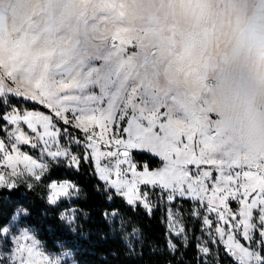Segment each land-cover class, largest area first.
I'll return each instance as SVG.
<instances>
[{
	"label": "rangeland",
	"instance_id": "374dc122",
	"mask_svg": "<svg viewBox=\"0 0 264 264\" xmlns=\"http://www.w3.org/2000/svg\"><path fill=\"white\" fill-rule=\"evenodd\" d=\"M33 2L38 7L40 0H0V17L6 24L0 39V79L4 80L5 87L16 86L7 77V70L11 65L16 66V77L21 82L26 75L36 77L44 73L47 81L57 90V103L66 109L63 115L68 123L65 124L56 117L51 109L50 113L34 108L21 109L13 102H9L5 113L15 109L20 115L37 112L50 116L54 127H50L49 131L57 134L56 144L51 145L52 150L58 144L77 157V151L72 148L78 150L79 145L83 146L99 178L97 157L88 147L89 143H95L99 149V166L110 169V181L121 178L131 180L130 172L126 177H118L115 169L117 157L104 154L120 148L115 144L116 139L127 141L128 136L138 135L140 129L148 131L168 120L188 125L190 107H186L184 114L181 111L182 103H187L190 99L198 101L202 114L209 117L207 135L215 137L210 155L221 156L224 149L221 128L223 112L217 103L211 104V109L207 108L205 101L200 102L199 97L194 95L195 90L203 89L201 94L205 98L209 89L215 99L219 100L221 94L228 98L232 92L236 94L237 88L262 89V95L258 93L255 97V108L264 110V34L253 26H264V0H133L139 5L137 9L131 10L134 16L140 18L139 26H130L126 17V13L130 11L128 0H76L79 8L70 13L68 18L71 20L75 17L83 22L82 25L54 26L50 22L36 20L34 14L22 18L17 25V14ZM50 2L59 10L70 0ZM9 21L11 30L8 28ZM118 32L125 33L127 42L116 39ZM240 33H243L244 39L238 43L237 36ZM111 38L116 39L115 45L109 44ZM195 59L202 62L197 63ZM253 77L261 82L260 87L254 86ZM65 84L71 87H61ZM8 96L20 98V94L15 92L6 93L0 98L7 102ZM232 98H236V95ZM76 117L107 120L109 124L107 131L103 132V139L109 143L105 145L100 140L101 128L98 122H88L89 133H85L83 128L76 127ZM153 118L155 124L152 122ZM206 122L207 120L204 121ZM15 127L7 126L4 130L5 125L0 122V141L5 143L9 153L13 155L15 153L9 144ZM19 127L30 141L27 145L18 144L19 151L38 163H48L51 158L42 153L43 142L37 139L26 124L21 123ZM42 131V126L38 125L37 132ZM89 134H93L91 142L87 138ZM197 138L199 139V135ZM32 143L36 144L35 148L31 147ZM194 150L198 152L199 146L194 144ZM133 151L156 155L146 149H131L130 156L137 172L145 169L154 172L163 167L164 162L157 156L161 159L160 165L149 169L142 163L139 168ZM60 158H65L73 167L77 165L70 163L67 157ZM124 167L126 166H121L122 171ZM188 167L193 168L191 165ZM206 167L201 166L202 170H209L214 176L217 175L212 167ZM18 170L23 175L13 178L14 181L28 175L24 172L23 164L18 165ZM0 171L5 169L0 167ZM5 174L7 175L6 171ZM102 181L110 187L106 181ZM53 183L74 186L69 189V195L61 197L75 196L80 189L69 179L52 180L49 186ZM139 191L141 200L131 205L140 204L149 210L154 199H162L169 235H176L178 229H183L178 201L181 198L170 200L165 190L151 185L141 184ZM119 195L127 202L126 197ZM192 203L195 212L202 209L196 201ZM230 207L234 211L237 209L235 203H230ZM19 213L20 211L15 212L0 230V264H20L19 248L29 240L36 251L43 253L52 264H76L68 252L55 253L47 250L29 229L19 226ZM60 215L66 223L71 224L77 211L75 207H66L61 210ZM69 215L74 216L72 222L67 219ZM209 219H213V226L209 229L203 222L200 253H208V243H219L240 264L238 257L228 251L215 231L217 227H224L226 239L228 226L218 225L214 215L209 216ZM253 222L256 227L251 230L252 239L246 241L242 232L233 231L234 242L264 258V238L260 236L264 229L259 228L255 212ZM40 259L33 256L29 261L25 255V264H39Z\"/></svg>",
	"mask_w": 264,
	"mask_h": 264
},
{
	"label": "snow or ice",
	"instance_id": "6c2138e0",
	"mask_svg": "<svg viewBox=\"0 0 264 264\" xmlns=\"http://www.w3.org/2000/svg\"><path fill=\"white\" fill-rule=\"evenodd\" d=\"M5 28V21L0 17V39H2ZM116 39L127 42L128 38L125 33L118 32ZM16 72L15 65L8 67L7 77L16 86L14 88L5 87L4 80L0 79V96L10 92L19 93L20 97L30 101H38L51 109L56 117L67 124L68 120L63 115L66 109L57 103L59 100L57 90L47 81L45 74L36 77L29 74L21 82L17 80ZM61 87L68 88L71 85L65 84ZM76 119V127L83 128L85 133H89L88 122H98L101 128L100 140L105 145L109 143L103 139V132L107 131L109 124L107 120L97 117H76ZM0 122L5 125L4 130L7 126H16L15 131L11 134L9 144L15 155L10 154L5 143L0 141V167H3L7 172L6 175L5 171H0V186L15 187L13 178L23 175L18 170L20 164H23L24 172L30 176H35L37 180L47 169L46 162L38 163L19 151L18 144L27 145L30 143L29 138L19 127L21 123L26 124L36 134L37 139L43 142L42 153L50 157L52 161H57L60 157H67L70 163H79L77 157L72 156L66 149L60 148L58 144L55 150H52L51 145L56 144L57 134L49 131L50 127H54L50 116L37 112H25L20 115L13 109L11 112L0 115ZM152 122L155 124L154 118ZM38 125L42 126V133L37 132ZM138 132V135L128 136L127 141L116 139L115 144L120 148L104 154L109 157H117L116 175L126 177L127 173L130 172L131 180L121 178L110 181V169L99 166V149L95 143H89L88 147L97 157L100 178L119 194L126 197L129 204L141 200L139 191L141 184L165 190L170 200L187 198L190 201H196L203 210L204 224L209 229H212L213 226V219H209V216L212 215H214L218 225L228 226L226 239L224 227H217L215 231L224 241L228 251L238 257L240 264H264V258L259 254L250 252L239 243H235V236L233 235V231L242 232L246 241L252 239L251 230L256 227L253 222L254 212L259 228L264 229V158L252 161L214 158L210 152L215 137L199 132L194 124L186 125L177 120H168L156 128H150L148 131L140 129ZM198 133L199 139L197 138ZM87 138L90 142L93 141V134H89ZM194 144L199 146L198 152L194 150ZM31 147L35 148L36 144L32 143ZM131 149H146L148 152L154 153L164 162L163 167L154 172H149L147 169L143 172H137L136 165L130 156ZM189 165L193 168L190 169ZM202 165H211L217 175L214 176L212 171L202 170ZM121 166H126L123 171ZM49 187L48 203L50 205H55L61 196L69 195V189L74 188L68 183L59 185L53 183ZM230 203L237 205L235 211L230 207ZM145 207H147V203H145ZM62 218L64 217L62 216ZM67 219L72 222L74 216L69 215ZM182 232L183 229L180 228L176 231V235L179 236ZM260 236L264 238V231L260 232ZM19 251L21 253L20 264H25V255L29 261L33 256H36L41 258L39 264H52L51 260L45 257L43 253L36 251L30 240L27 244H21ZM204 251L206 252L207 249Z\"/></svg>",
	"mask_w": 264,
	"mask_h": 264
},
{
	"label": "trees",
	"instance_id": "16d2710c",
	"mask_svg": "<svg viewBox=\"0 0 264 264\" xmlns=\"http://www.w3.org/2000/svg\"><path fill=\"white\" fill-rule=\"evenodd\" d=\"M6 101L0 98V115L9 102L50 113L46 106L21 97L8 96ZM72 150L78 153L75 167L65 158L50 160L39 180L27 175L16 179L15 187L0 186V230L20 211L19 226L29 229L47 250L68 252L76 264H239L219 243H208V253H200L204 213L202 209L195 212L192 201L178 199L183 232L169 235L162 199H154L149 210L128 204L97 176L83 146ZM132 154L139 168L142 163L149 169L161 164L160 158L147 152ZM61 179L72 180L79 192L50 205L49 183ZM66 207L77 211L71 224L60 215Z\"/></svg>",
	"mask_w": 264,
	"mask_h": 264
},
{
	"label": "crops",
	"instance_id": "0c3cea01",
	"mask_svg": "<svg viewBox=\"0 0 264 264\" xmlns=\"http://www.w3.org/2000/svg\"><path fill=\"white\" fill-rule=\"evenodd\" d=\"M197 63H201L200 59H195ZM208 85H211L208 83ZM236 94L233 92L229 98L220 95V99H215L213 92L206 93L205 98L202 96V90H195V96L199 97V101H205L207 108L211 109V104L217 103L222 110V149L221 156H213L214 158L225 159L232 158L240 161L256 160L264 158V110L261 111L256 106V95H262V89L246 90L237 88ZM236 98H232L235 96ZM264 95V93H263ZM232 98V99H231ZM197 102V103H196ZM190 99L187 103H182V114L185 113L186 107L189 106L188 125L194 124L199 132L208 134V127L210 125L209 117L203 115L198 101ZM261 106V105H260ZM185 108V109H184ZM264 108V107H263ZM181 118V117H178ZM204 123V121H206ZM204 125V127H202ZM199 135V133H198ZM209 168L211 165H202Z\"/></svg>",
	"mask_w": 264,
	"mask_h": 264
},
{
	"label": "clouds",
	"instance_id": "9594fccd",
	"mask_svg": "<svg viewBox=\"0 0 264 264\" xmlns=\"http://www.w3.org/2000/svg\"><path fill=\"white\" fill-rule=\"evenodd\" d=\"M138 7L139 5L137 3H134L133 0H128V8L130 11L126 13V17L129 20L130 26H139L141 23L140 18L134 16L131 11L133 9H137ZM78 8L79 4L76 2V0H70L69 3L61 7L59 10L54 7L50 0H40L38 7L35 2L27 4L25 8L17 14L16 22L17 25H19L21 23L22 18L34 14L36 20L47 21L53 24L54 26L66 27L70 24L75 27L78 24L82 25L83 22L78 21L75 17H73L71 20L68 17L70 13L76 12ZM33 9H35V13H33ZM11 26V21H9V30H11ZM253 26L256 27L261 34H264V26L255 24ZM243 39V33H240L237 36L238 43ZM253 84L257 87L261 86V82L255 77H253Z\"/></svg>",
	"mask_w": 264,
	"mask_h": 264
},
{
	"label": "water",
	"instance_id": "95a60500",
	"mask_svg": "<svg viewBox=\"0 0 264 264\" xmlns=\"http://www.w3.org/2000/svg\"><path fill=\"white\" fill-rule=\"evenodd\" d=\"M109 44L110 45H115L116 44V39L111 38L110 41H109ZM121 155H122V152H121Z\"/></svg>",
	"mask_w": 264,
	"mask_h": 264
}]
</instances>
